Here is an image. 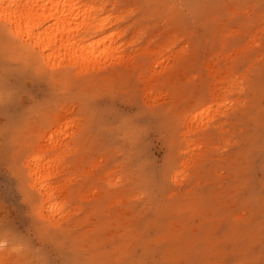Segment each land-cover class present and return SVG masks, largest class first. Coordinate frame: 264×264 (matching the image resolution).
<instances>
[{"label":"rangeland","instance_id":"1","mask_svg":"<svg viewBox=\"0 0 264 264\" xmlns=\"http://www.w3.org/2000/svg\"><path fill=\"white\" fill-rule=\"evenodd\" d=\"M73 1L87 59L0 18V264H264V0Z\"/></svg>","mask_w":264,"mask_h":264},{"label":"bare ground","instance_id":"2","mask_svg":"<svg viewBox=\"0 0 264 264\" xmlns=\"http://www.w3.org/2000/svg\"><path fill=\"white\" fill-rule=\"evenodd\" d=\"M72 1L73 0H0V18L5 20L7 23L11 24L14 28L13 30L22 39H24V41L28 42V40L29 41L35 40V42H34L35 46L37 48H39L42 52H48V50H49L50 54L45 53L46 59L49 61L52 58L51 57L52 54H54L55 52H58V51L61 52L62 50L66 51V52H72V53L75 52L76 53L75 56H79V57H82L83 59L84 58L87 59L91 55L93 57V55L96 54L99 51V49L101 48V47H99V49H97L96 48L97 42L96 43L91 42L92 40L88 42V38H86V35L82 34L83 30H86V31L90 30L89 28H91L92 25H94V21L96 20V17L95 16L93 17V15H91L92 17L90 15L86 16L87 12H85V15L83 14L84 17H82L83 19L81 20L79 17V15L81 14V9H80L81 6L76 7V4H77L76 1H75L76 4L72 3ZM84 3H85V1L83 2V5H84ZM86 4H87V2H86ZM100 5H101V3H100ZM102 5H104V4H102ZM84 6H82V10H83ZM104 10H106V9H104ZM98 12H100V11H98ZM82 13H84V11H82ZM51 19L56 20V22L45 27L44 23L46 21L49 22L48 20H51ZM80 20L82 22H80ZM92 20H94V21H92ZM106 21H108V20H106ZM106 23L107 22H105V24ZM94 27H97V26L94 25ZM103 27H104V25H100L97 28L99 29V28H103ZM35 29H38V32H36V34L34 33ZM0 31H2V30H0ZM113 37H114V35H113ZM114 39H112V40H114ZM107 43H108V41H107ZM116 44H114V45L116 46ZM109 54H111V53L109 52ZM125 54H123V55L125 56ZM72 55H74V54H72ZM114 55L117 57L116 54H114ZM75 56L73 57L74 59H76ZM79 57H78V60L81 59ZM97 57L101 58L98 55H97ZM112 57L114 58V56H112ZM130 57H133V56H130ZM83 59H81L82 61L81 60L80 61L86 62L85 60L83 61ZM107 60H109V59L107 58ZM120 61H121V59H120ZM89 65H90V62H89ZM94 68H95V66H94ZM95 70H96V68H95ZM237 104H239V103H237ZM32 172H33V169H32ZM46 186H47V184L45 185V187Z\"/></svg>","mask_w":264,"mask_h":264}]
</instances>
